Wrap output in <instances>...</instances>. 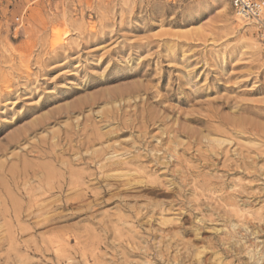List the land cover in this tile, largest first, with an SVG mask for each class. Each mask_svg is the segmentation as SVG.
<instances>
[{
  "label": "rangeland",
  "instance_id": "rangeland-1",
  "mask_svg": "<svg viewBox=\"0 0 264 264\" xmlns=\"http://www.w3.org/2000/svg\"><path fill=\"white\" fill-rule=\"evenodd\" d=\"M0 150V264H264V41L228 0H0Z\"/></svg>",
  "mask_w": 264,
  "mask_h": 264
},
{
  "label": "built area",
  "instance_id": "built-area-1",
  "mask_svg": "<svg viewBox=\"0 0 264 264\" xmlns=\"http://www.w3.org/2000/svg\"><path fill=\"white\" fill-rule=\"evenodd\" d=\"M234 13L240 20L253 24L264 41V0H228Z\"/></svg>",
  "mask_w": 264,
  "mask_h": 264
},
{
  "label": "bare ground",
  "instance_id": "bare-ground-1",
  "mask_svg": "<svg viewBox=\"0 0 264 264\" xmlns=\"http://www.w3.org/2000/svg\"><path fill=\"white\" fill-rule=\"evenodd\" d=\"M248 24V23H247ZM20 139L21 140H23V141H26V131L21 135V137L19 138V136H17V138L15 137H10V139H8L7 140V145H8V147H12V146H16L15 144H17L19 141H20ZM56 144L57 143H55V144H53V145H50L49 147H52L53 149L56 147ZM0 152H1V150H0ZM3 153V152H2ZM3 155V154H2ZM39 156H41L42 157V155H39ZM45 157V156H44ZM51 158V157H50ZM52 159V158H51ZM54 160V159H53ZM2 166V165H1ZM1 166H0V169H1ZM36 167V166H35ZM44 167V166H43ZM45 169V168H44ZM40 168L39 167H37L36 169H31V172H32V175L34 176V175H37L39 172H40ZM0 171H4V169H1ZM22 175H27L28 173H29V171L27 170V168H26V166H24V167H22ZM21 171H20V173H21ZM0 176H2V178H5L7 175H5V174H3V173H0ZM52 176V175H51ZM50 175L48 176L49 178L48 179H46V181L43 183L42 182V184H40V187H41V189H42V191H43V194H47V193H50V191H52V190H57V189H60V187L58 186V187H53L56 183L55 182H57V179H55L54 177H56V176H54V177H51ZM45 178H46V176H45ZM10 180H12V179H10ZM58 183V185H59V182H57ZM73 182H69V184L71 185ZM53 184V185H52ZM57 185V184H56ZM1 187V186H0ZM51 195V194H50ZM29 206H35V205H29ZM54 206V205H53ZM63 206H73L72 205V202L71 203H68V202H66V203H64V205ZM6 212V211H5ZM30 214V213H29ZM31 214H32V212H31ZM30 216V215H29ZM32 216V215H31ZM32 218V217H31ZM11 241V240H10ZM15 243V241H11L10 242V247H13L14 248V244ZM1 244V243H0ZM26 246V245H25ZM18 247V246H17ZM15 249V248H14ZM15 251H16V249H15ZM10 256H7L6 257V263H8V260L10 259L9 258ZM19 260H21L20 258H19ZM20 262V261H19ZM22 262V261H21ZM21 264H27V263H21Z\"/></svg>",
  "mask_w": 264,
  "mask_h": 264
}]
</instances>
